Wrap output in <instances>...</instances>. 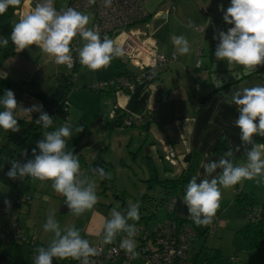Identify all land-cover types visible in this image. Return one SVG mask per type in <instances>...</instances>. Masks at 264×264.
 <instances>
[{"label": "crops", "instance_id": "0c3cea01", "mask_svg": "<svg viewBox=\"0 0 264 264\" xmlns=\"http://www.w3.org/2000/svg\"><path fill=\"white\" fill-rule=\"evenodd\" d=\"M224 9L230 5V0H149L145 5L146 19L133 26L143 36L151 41L156 49L166 55L175 54L177 60L167 67H156V75L149 78L153 69L140 70L138 67L125 62L122 58H114L109 67L99 71L82 72L77 69L74 82H78L81 89L104 80H114L119 76H138L132 79L128 90L107 86L102 91L85 92L73 90L69 93L68 77L70 70L66 65H57L36 47L31 46L17 52L5 59L0 67V77L13 82H23L20 89H4L0 91V98L5 90H12L18 102L16 118L31 121L39 112L25 114L21 109L42 105L36 93L54 98L59 89L66 90V99L69 104L68 115L62 119L61 126H70L72 136L66 140L67 150H74L79 156L81 174L95 182L98 203L91 211L80 217L74 216L65 204V198L52 188V181H33L26 178L20 186L8 176L0 175V204L11 201L16 192L25 193L30 202L19 206L17 222L23 233L35 236L37 244L46 247L52 238L51 233L43 230V224L50 209H54L56 219L61 228L75 226L80 230L82 238L89 240L91 246L102 242L103 224L110 219V211L116 208L125 211L130 204L136 203V198L125 187H118L116 175L111 179H101L92 172L93 167H104L106 172L115 171V154L122 156L119 164L123 166L134 165L135 169L143 172V177L133 171L136 180L147 178L144 159L151 157L160 178H177L181 171L192 168L193 176L197 182L202 179H211L204 171L203 164L218 160L224 152L215 151L219 140H224L228 149L241 145L240 130L234 121L238 118L237 106L226 102L223 98L213 95L215 76L222 73V69L211 71L212 64H226L227 71L235 64L226 61H217L214 57L218 39H213L218 31H227L232 27L224 22ZM206 10V13L203 11ZM92 16V12H82ZM20 5L13 10L11 25L8 34L11 36L15 22L23 15ZM189 20L194 26L187 27ZM91 26V25H90ZM7 34V35H8ZM172 35H184L190 43V52L187 55H177L171 42ZM7 39V37H6ZM0 36V41H2ZM9 41L10 38L8 39ZM79 45V41H78ZM199 61L198 67L195 66ZM84 67V66H82ZM242 67V66H239ZM86 68V67H85ZM133 73V74H132ZM213 76V80L212 77ZM71 77V76H70ZM67 84V85H66ZM117 108L119 114L141 115L150 112L151 120L142 125L128 128L107 129L105 123L109 120V113ZM0 105V111H3ZM60 119V118H59ZM72 119V120H71ZM75 121V122H74ZM85 124V125H84ZM89 129L77 134L78 125ZM7 132L0 129V144L6 139ZM254 142L264 144V138L255 136ZM172 145L178 158L177 165H168L163 162L164 144ZM144 147L148 153L142 155ZM248 147H251L250 145ZM226 152V151H225ZM131 156V164L129 157ZM140 156V158H139ZM125 157V159L123 158ZM33 155L17 154L14 160L25 163L33 159ZM244 148L234 153L236 164L245 163ZM10 162L4 160L0 163V172H8ZM141 162L144 167L141 166ZM144 168V170H143ZM220 170H217V173ZM217 173H213L215 176ZM260 180V183H257ZM242 193H245L251 203L264 205V178L242 181L237 184ZM235 187L221 188L222 198L220 207L214 217V228L210 233L207 226H197V234L189 246V255L193 264H264V247L248 248L246 240L239 232L246 224L244 203L235 200ZM138 190L136 189L135 192ZM147 191V190H145ZM145 191H140L138 207L142 206L141 197ZM159 199L163 191H159ZM179 194L175 203V216L180 219L192 221L188 210L183 203V196ZM157 200L156 195L151 193ZM138 202V200H137ZM162 215L155 213L156 221L160 222L166 217L165 207H161ZM193 222V221H192ZM131 224V221H129ZM140 226V225H138ZM137 227V226H136ZM142 227V226H141ZM0 229L10 231V215L0 216ZM124 234L116 238L120 243ZM137 245L138 240L135 238ZM234 258V259H233ZM0 264H32L29 258V246L26 244L7 243L0 239ZM53 264H62L61 260L53 259ZM109 264H122L119 257ZM129 264H147L139 256L133 258Z\"/></svg>", "mask_w": 264, "mask_h": 264}, {"label": "clouds", "instance_id": "9594fccd", "mask_svg": "<svg viewBox=\"0 0 264 264\" xmlns=\"http://www.w3.org/2000/svg\"><path fill=\"white\" fill-rule=\"evenodd\" d=\"M95 4L96 0H88ZM112 0H104V6L110 7ZM21 0H0V15L8 8L18 7ZM223 12L225 23L232 25L227 31H218L213 39H218L214 57L217 61H226L227 64L242 66L246 72L255 70L264 65V0H230V5ZM88 15L68 7L59 11L54 6V0H38L34 8L20 16L14 23L10 40L17 52L31 46L38 47L49 60L57 65L73 67L72 43L78 36L83 45L75 49L79 63L91 71H99L110 66L114 58L122 57L124 49L107 35L101 39L100 32L89 28ZM194 26L189 20L187 27ZM171 42L177 55H187L190 52L189 40L184 35H172ZM8 39L0 41L7 46ZM156 75L155 66L150 77ZM232 104L237 106L238 118L234 121L240 130L241 145L235 149L229 148L218 159L202 166L208 177L197 182L198 177L192 176L186 185L183 203L187 207L189 218L197 226H207L213 222L222 198L221 188H231L244 180L264 178V144L254 142V137L264 138V85L255 84L235 90L231 95ZM0 129L8 132H19L20 127L16 118L18 102L12 90H5L0 98ZM25 114L39 112L36 123L45 129L43 139L37 142L32 149L33 159L25 163L12 160L7 172L10 179L30 177L35 180L52 181L53 190L65 198V204L70 212L80 217L91 211L98 203L96 185L88 177L82 176L79 156L74 150H67L66 140L71 138L70 126H61L48 131L53 125V118L45 111L42 105H33L22 108ZM84 131L82 125L75 128L77 134ZM251 147H248V146ZM244 148L246 162L236 164L234 153ZM37 148L39 154H37ZM220 170L217 173V170ZM92 172L102 180L111 179V173L104 167H93ZM213 173H217L213 176ZM260 183V180H257ZM5 203H8L5 201ZM140 219L137 204H130L125 211L111 209L110 219L103 224V244H113L118 235L124 234L119 247L131 258H136L137 228L135 223ZM43 230L51 233L52 238L46 247H38L33 264H53V259H72L79 264H95L90 259L99 255L96 247L91 246L89 240L82 238L80 230L75 226L61 228L56 219L54 209H50L43 224Z\"/></svg>", "mask_w": 264, "mask_h": 264}, {"label": "built area", "instance_id": "2783aa9c", "mask_svg": "<svg viewBox=\"0 0 264 264\" xmlns=\"http://www.w3.org/2000/svg\"><path fill=\"white\" fill-rule=\"evenodd\" d=\"M149 0H112L110 7L104 6V0H96L95 4H89L88 0H67L66 5L60 6L59 0H54V6L59 11L68 7L74 8L80 12H92L93 21L90 28L98 30L101 39L107 35L120 45L125 54L120 57L125 62L130 63L140 70L153 69L156 67H167L171 62L177 60L175 54L166 56L160 53L154 44L143 36L139 31L133 28L134 25L143 22L147 17L145 5ZM38 0H21L20 8L23 13L30 12L34 8ZM206 13V10H203ZM78 36L72 43L73 67L69 68L71 81L74 82L77 74V69L82 65L79 63L78 53L75 51L78 48ZM199 61L195 66L198 67ZM133 74V73H132ZM138 76L130 75L119 76L114 80H104L96 82L88 86V89L94 91H102L107 86H114L117 89H128L132 79ZM69 106L68 102H64V108ZM119 115L117 108H113L109 113V118L112 120ZM150 112L147 111L141 115H125L122 117L117 128L133 127L142 125L145 121H150ZM27 150H22L26 153ZM172 145L165 143L162 160L170 165H177L178 158ZM22 163L19 160H16ZM246 162V159H245ZM11 165V164H10ZM0 175L7 176V172H0ZM25 177L23 180H25ZM21 179H15L17 186L22 183ZM234 192L240 193V187L234 186ZM176 197H171L166 202V217L157 222L151 229L139 231L137 229L136 239L138 245L136 251L139 257L147 264H193L189 255V246L197 234L195 226L188 221L179 222L175 218V203ZM8 203L0 204V216L2 214L10 215V231L0 229V239L13 244H26L29 246V258L33 264V259L36 254L35 250L40 247L35 239L22 232L17 222V212L21 204L30 202V197L19 191L16 196ZM245 218L248 222H259L264 220V206L257 204H249L245 208ZM137 228V227H136ZM214 228L213 222L207 226V232L210 233ZM118 242L113 244L96 243L99 255L91 257L95 260V264H109L114 262L119 257L122 264H129L133 258L120 249ZM55 259V258H54ZM234 259V258H233ZM62 264H79L78 261L72 259L61 260Z\"/></svg>", "mask_w": 264, "mask_h": 264}, {"label": "trees", "instance_id": "16d2710c", "mask_svg": "<svg viewBox=\"0 0 264 264\" xmlns=\"http://www.w3.org/2000/svg\"><path fill=\"white\" fill-rule=\"evenodd\" d=\"M13 10L14 8L10 6L3 15H0V36L2 37L3 40L6 39L7 34L9 32ZM13 54H14V45L11 41H9L7 46L0 44V67L2 63L5 61V59ZM22 84L23 82H13L8 79L0 77V91L4 89H20ZM125 90L127 91L128 89ZM36 95L40 99H43L45 97V94L41 92H37ZM65 101H67V99H66V90L64 89V94L61 97L60 104L55 111L56 117L53 119L54 123L52 127L48 129V131L55 130L54 124L58 118L65 119L67 117L68 106L64 108ZM124 116H125L124 114H119L114 119L107 121L105 123V127L107 129H112L117 127L120 124L122 117ZM31 122L32 120L25 121L18 119L20 131L7 132L5 141L0 144V163L3 162L4 160L7 161L14 160L15 156L19 153H21L22 155H32V149L36 148L37 142L44 138L43 133L45 129H43L42 126L39 124H32V126H29ZM90 125L91 124H88L87 127H83L84 131L87 130L90 127ZM24 149L27 150L26 153H22V150ZM227 150L228 147L225 144V141L219 140L215 146V151L225 152ZM37 154H39L38 148H37ZM144 163L147 170V178L145 179L147 191H145V193L141 197L142 206L139 208L140 219L138 221H131V223H135L139 231L151 229L157 223L154 210L152 209L153 205L154 206L156 205V203L154 202L155 198H153V196L151 195L152 191H154L156 188H159L160 190L163 191V196L158 200V204L163 205L165 207L166 202L169 198L171 197L177 198L179 194H182L185 191L186 185L190 181L194 172L193 169L189 167L181 171V173L177 178H173V179L160 178L158 176L157 168L151 157L149 156L146 157L144 159ZM165 163H167L170 166L168 162ZM9 167H11V165ZM235 200H237L240 203H244V206L247 204L248 205L252 204L248 196L245 193H242L241 189H240V193L239 192L235 193ZM175 218L179 222L189 221L186 219H180L177 216H175ZM190 222L193 225H195L194 222L192 221ZM239 232L245 238L246 245L248 248L264 247V220L255 223L247 221V224L242 229H240Z\"/></svg>", "mask_w": 264, "mask_h": 264}, {"label": "water", "instance_id": "95a60500", "mask_svg": "<svg viewBox=\"0 0 264 264\" xmlns=\"http://www.w3.org/2000/svg\"><path fill=\"white\" fill-rule=\"evenodd\" d=\"M222 69V73L215 76V85L213 89V95L223 98L226 102L231 101L232 93L241 88L251 87L257 83L264 85V65L257 67L255 70L246 72L243 67L235 66L227 71L226 64H212L211 71ZM213 80V76L211 77ZM64 94V89H59L54 98L45 96L42 99L43 111L47 112L53 119L56 117V108L60 104L62 95ZM231 103V102H230ZM39 118V113L33 118L32 124H37L36 120ZM146 154L148 149L145 148Z\"/></svg>", "mask_w": 264, "mask_h": 264}, {"label": "rangeland", "instance_id": "374dc122", "mask_svg": "<svg viewBox=\"0 0 264 264\" xmlns=\"http://www.w3.org/2000/svg\"><path fill=\"white\" fill-rule=\"evenodd\" d=\"M66 2H67V0H59V5L60 6H64V5H66ZM86 15H88L89 18H90V22H89V25H88V27L90 28L91 27L90 25H91V18H92V16L89 15V14H86ZM9 38H10V35L8 34L7 35V39H9ZM78 41H79V47H81L83 45V41H82V39L80 37H78ZM81 68H82V72H85V71H86V73L91 72V71L88 70V68H85V67H82V66H81ZM68 84H69V86H68L69 93H72L74 89L76 91L79 89L80 91H85V92H97V91L88 89V87L81 89V86L78 87L79 81L76 82V83L73 82V81H71V77L70 76L68 77ZM60 122H62V119H59L58 118L55 125L58 127L59 124H61ZM125 128H128V127H125ZM145 148L146 147H144V150L143 151H142V149L140 150L142 152V155L145 153ZM121 157L122 156H119V154H115L114 155V158H115V161H116V164H117L116 165V169H115V171H113V170H109V171H110L111 174H114L115 173L114 175H116L117 182H118L117 184H118V187L119 188L120 187L121 188L122 187H125V189L129 193H131V194H133L135 196L136 203L133 202V199H132V204H137V203H139V199H140V195H141L140 194V191L141 190L142 191H145L147 189H146V184L143 181H141V179L140 180H136V182H138L137 183V185H138L137 188L135 186H133L134 185L133 182H135V175H134V172L133 171L138 172V174L141 176V178L143 177L142 176L143 175V172L141 170L135 169L134 165L131 164V160H132L131 156L129 157V162H127V163L131 164V166L133 168V171H132V169H131L130 166H128V165L127 166H125V165L123 166L122 164H119V161H120L119 159ZM123 158L125 159V157H123ZM139 158H140V156H139ZM141 166L144 167V165H143L142 162H141ZM143 170H144V168H143ZM246 181H249V180H246ZM136 189L138 190L137 192H135ZM159 191H160L159 188H156L153 191V193L157 197V200H156L157 203H156L155 206L153 205V208L152 209L155 211V213H158L159 212V216H161L163 211L161 210L162 205L158 204L159 195H160ZM137 200H138V202H137ZM157 210H158V212H157Z\"/></svg>", "mask_w": 264, "mask_h": 264}]
</instances>
